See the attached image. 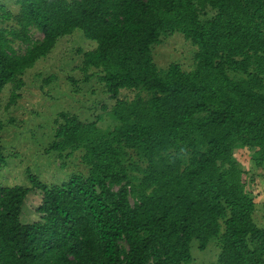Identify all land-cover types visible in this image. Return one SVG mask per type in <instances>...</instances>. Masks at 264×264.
Returning a JSON list of instances; mask_svg holds the SVG:
<instances>
[{
  "label": "trees",
  "instance_id": "1",
  "mask_svg": "<svg viewBox=\"0 0 264 264\" xmlns=\"http://www.w3.org/2000/svg\"><path fill=\"white\" fill-rule=\"evenodd\" d=\"M15 4L16 15L0 7V113L20 98L25 72L80 31L94 48L77 69L102 85L111 125L58 113L43 154L79 152L87 174L60 185L28 174L29 187L0 186V264H189L191 243L204 251L212 240V264H264V227L237 159L264 168V0ZM174 33L196 48L189 72L153 62L152 47ZM2 130L0 118V167ZM33 190L39 218L23 224Z\"/></svg>",
  "mask_w": 264,
  "mask_h": 264
},
{
  "label": "rangeland",
  "instance_id": "2",
  "mask_svg": "<svg viewBox=\"0 0 264 264\" xmlns=\"http://www.w3.org/2000/svg\"><path fill=\"white\" fill-rule=\"evenodd\" d=\"M0 7L13 15L18 12L15 0H0ZM213 14L208 11L204 18ZM30 34L33 40L42 37L36 30H31ZM93 48L94 43L86 40L80 31H75L59 39L50 54L37 61L23 75L24 87L20 91V98L14 106L0 113L5 156V164L0 167L1 187H29L28 174L50 185H60L74 174H87V167L80 159L81 153L63 159L54 153L43 154V149L52 141L56 128L54 120L60 112L74 114L85 121L103 115V121L98 125L102 128L111 125L101 108L102 104H112L102 85L96 78L84 82V75L77 69L82 60L81 53ZM195 51L196 48L181 34L174 33L152 47V58L160 71L170 64H177L182 71L189 72L194 65ZM9 91L10 86H7L1 94L3 107L8 101ZM134 96L135 92L120 93L122 99H132ZM237 159L241 169L248 174L244 181L256 204L253 219L257 225L264 227V168H254L246 154L238 153ZM40 200L41 193L37 190L27 195L20 216L23 224L38 220L36 207ZM190 253L192 260L189 264H212L217 260L219 248L212 240L204 251H199L197 243L192 242Z\"/></svg>",
  "mask_w": 264,
  "mask_h": 264
}]
</instances>
